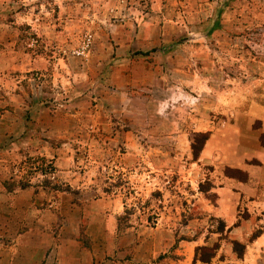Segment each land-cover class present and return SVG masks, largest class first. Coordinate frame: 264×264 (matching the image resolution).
<instances>
[{"label":"rangeland","instance_id":"rangeland-1","mask_svg":"<svg viewBox=\"0 0 264 264\" xmlns=\"http://www.w3.org/2000/svg\"><path fill=\"white\" fill-rule=\"evenodd\" d=\"M257 106L264 0H0V200L70 264H264Z\"/></svg>","mask_w":264,"mask_h":264},{"label":"crops","instance_id":"crops-1","mask_svg":"<svg viewBox=\"0 0 264 264\" xmlns=\"http://www.w3.org/2000/svg\"><path fill=\"white\" fill-rule=\"evenodd\" d=\"M255 110L264 114V108L257 106ZM262 160L264 162V158ZM245 169L248 180L238 186L239 195L255 197L259 203H264V163L259 168ZM3 195L6 190L0 186V197ZM48 211L46 208L45 219L29 220V215L24 217L28 209L0 200V264H70V243L55 238L53 217L49 219Z\"/></svg>","mask_w":264,"mask_h":264},{"label":"trees","instance_id":"trees-1","mask_svg":"<svg viewBox=\"0 0 264 264\" xmlns=\"http://www.w3.org/2000/svg\"><path fill=\"white\" fill-rule=\"evenodd\" d=\"M204 137V140H203V143H202V145L200 146V147H197V145L196 144H194L193 146H192V149H193V151H194V154L197 156V153L198 152H200L201 150H202V147H203V145L205 144V142L207 141V136H203ZM202 261H204V262H208L209 260L208 259H202Z\"/></svg>","mask_w":264,"mask_h":264}]
</instances>
